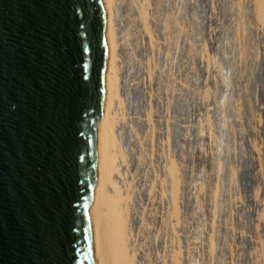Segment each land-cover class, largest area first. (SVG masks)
<instances>
[{"label":"rangeland","instance_id":"374dc122","mask_svg":"<svg viewBox=\"0 0 264 264\" xmlns=\"http://www.w3.org/2000/svg\"><path fill=\"white\" fill-rule=\"evenodd\" d=\"M115 7L118 61L142 119L129 183L140 192L138 263L264 264V27L254 0ZM170 160L182 166L177 217Z\"/></svg>","mask_w":264,"mask_h":264},{"label":"water","instance_id":"95a60500","mask_svg":"<svg viewBox=\"0 0 264 264\" xmlns=\"http://www.w3.org/2000/svg\"><path fill=\"white\" fill-rule=\"evenodd\" d=\"M100 0H0V264H94Z\"/></svg>","mask_w":264,"mask_h":264},{"label":"bare ground","instance_id":"6f19581e","mask_svg":"<svg viewBox=\"0 0 264 264\" xmlns=\"http://www.w3.org/2000/svg\"><path fill=\"white\" fill-rule=\"evenodd\" d=\"M115 2L116 0H100L105 19L106 68L103 111L98 137L96 180L88 209V219L92 233L94 264H140L143 257H140V260L136 259L138 232L135 227L130 226V219L128 224V210L131 214L133 204V216L137 217L134 198L136 187L133 189L129 183H134L135 172L133 170L140 161L137 153L139 143L136 126L142 119L132 120L135 116V102L130 101L128 97L129 95L134 96L135 93L126 87L127 74L123 70L124 67L121 70L118 61L121 44L115 28ZM254 10L256 21L264 27V0H254ZM127 100H129L130 107ZM143 121L146 122V120ZM125 138L135 142L134 149L130 147L135 153L134 161L130 160L132 151L131 154L127 151L124 144ZM180 166L174 160H170L166 166L170 186L168 195L172 202L173 217H177L178 212ZM129 196L134 199V202L130 204V209H128ZM177 258L175 257L176 260Z\"/></svg>","mask_w":264,"mask_h":264},{"label":"built area","instance_id":"2783aa9c","mask_svg":"<svg viewBox=\"0 0 264 264\" xmlns=\"http://www.w3.org/2000/svg\"><path fill=\"white\" fill-rule=\"evenodd\" d=\"M126 86V85H125ZM127 87V86H126ZM128 99L131 101L132 100V97H131V95H129V97H128ZM129 100H127L128 101V106L130 107V104H129ZM133 101V100H132ZM136 117V118H135ZM134 118H135V120H140L139 119V117H138V114H137V116L135 115L134 116ZM133 118V119H134ZM139 123V122H138ZM123 132H125V129H123ZM127 136V135H126ZM134 143L135 142H131V141H128V138H125V140H124V144H125V147H126V149H127V151H129L130 152V154H131V151H132V154H131V157H130V160L131 161H134V159H133V156H134V150H132L130 147H132L133 149H134ZM140 195V192L139 191H137V190H135V192H134V198H135V201L137 200V198H138V196ZM133 202H134V199H133ZM132 210H131V214H130V220H131V222H130V226H132V227H135V226H138V220L133 216V204H132Z\"/></svg>","mask_w":264,"mask_h":264}]
</instances>
